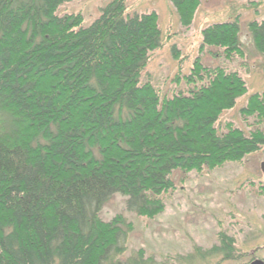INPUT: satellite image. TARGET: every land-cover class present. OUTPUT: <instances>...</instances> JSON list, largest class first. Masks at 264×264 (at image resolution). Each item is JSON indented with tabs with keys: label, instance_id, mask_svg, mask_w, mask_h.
I'll return each instance as SVG.
<instances>
[{
	"label": "trees",
	"instance_id": "obj_1",
	"mask_svg": "<svg viewBox=\"0 0 264 264\" xmlns=\"http://www.w3.org/2000/svg\"><path fill=\"white\" fill-rule=\"evenodd\" d=\"M72 1L0 0V264H163L143 249L123 259L132 224L103 221V207L120 195L127 212L153 220L175 173L212 172L264 149V93L240 111L254 130L220 132L221 114L246 94L237 72L198 58L184 87L177 76L163 94L142 76L163 42L157 15L126 17V0H112L84 27L81 14L58 13ZM200 1L171 0L181 27ZM248 30L264 55V20ZM238 35L236 20L209 25L201 48L242 56ZM219 243L181 263L237 259L232 238L220 233Z\"/></svg>",
	"mask_w": 264,
	"mask_h": 264
},
{
	"label": "rangeland",
	"instance_id": "obj_2",
	"mask_svg": "<svg viewBox=\"0 0 264 264\" xmlns=\"http://www.w3.org/2000/svg\"><path fill=\"white\" fill-rule=\"evenodd\" d=\"M112 0H74L58 11L81 14L83 26L95 21L101 8ZM126 17L154 12L162 34V46L149 55L142 76L149 74L153 85L163 94L176 91L174 79L184 87L194 61L200 59L207 68L222 67L237 72L246 85V94L236 100L234 108L219 117L216 127L223 132L225 124L248 135L255 129L252 118L244 120L240 111L251 95L264 93V55L254 49L248 26L264 20V0H201L188 28L179 24L171 0H126ZM237 21L242 56L228 58L215 47L201 48V32L209 25ZM173 47L178 57L172 52ZM264 132V123L260 127ZM264 149L246 156L240 164L227 163L221 169L188 175L174 174L175 191L165 201V210L153 220L129 213L125 199L115 195L103 207L100 217L108 222L122 215L132 224L127 238L126 258L130 252L143 249L145 256L163 264H183L181 257L219 246V234L234 240V261L213 255L203 260L196 257L186 264H250L251 258L264 261V176L260 165Z\"/></svg>",
	"mask_w": 264,
	"mask_h": 264
},
{
	"label": "water",
	"instance_id": "obj_3",
	"mask_svg": "<svg viewBox=\"0 0 264 264\" xmlns=\"http://www.w3.org/2000/svg\"><path fill=\"white\" fill-rule=\"evenodd\" d=\"M260 171H261V173L264 176V162L261 163V165H260ZM250 264H264V261H262V260H254Z\"/></svg>",
	"mask_w": 264,
	"mask_h": 264
}]
</instances>
